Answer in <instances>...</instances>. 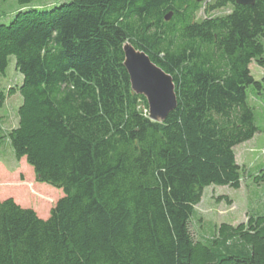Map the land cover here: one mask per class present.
Instances as JSON below:
<instances>
[{
	"label": "trees",
	"instance_id": "16d2710c",
	"mask_svg": "<svg viewBox=\"0 0 264 264\" xmlns=\"http://www.w3.org/2000/svg\"><path fill=\"white\" fill-rule=\"evenodd\" d=\"M125 42L172 78L176 106L161 122L131 90ZM10 56L21 81L0 92V108L15 93L21 104L5 137L62 196L47 214L0 199V264H264V205L208 236L189 228L205 187H240L234 148L261 131L247 88L264 91L249 69H264V0L23 9L0 23V74Z\"/></svg>",
	"mask_w": 264,
	"mask_h": 264
},
{
	"label": "rangeland",
	"instance_id": "374dc122",
	"mask_svg": "<svg viewBox=\"0 0 264 264\" xmlns=\"http://www.w3.org/2000/svg\"><path fill=\"white\" fill-rule=\"evenodd\" d=\"M68 0H32L28 4H20L14 0H0V23H9L14 13L19 10L37 8L42 10L59 6ZM228 8L218 11L227 12ZM201 15V11L198 12ZM15 59L8 58V66L4 74H0V92L17 86L21 75L14 69ZM251 75L262 80L264 69L254 62L249 65ZM248 102L253 107L256 123L260 132L242 144L235 146L234 153L237 164L244 167L243 179L238 189L228 186L209 185L203 189L200 202L194 206V216L189 228L194 238L201 234L210 235L220 223L237 224L245 220V213L261 208L264 205V182L254 183L251 174L261 170L264 173V91H255L252 86L247 88ZM21 104V96L15 93L5 98L0 108L1 136H6L9 129L17 124V109ZM250 175L246 177V171ZM32 186V188H31ZM31 189V190H30ZM41 191V192H40ZM42 193L49 198L48 205L39 201ZM41 194V195H42ZM11 196L22 206L34 207L38 212L47 214L54 203L62 196L61 190L43 183H37L32 169L24 159L16 160L6 139H0V199ZM222 197V199H218ZM225 197L232 201L228 205ZM44 211V212H42ZM45 218L43 215H39Z\"/></svg>",
	"mask_w": 264,
	"mask_h": 264
},
{
	"label": "water",
	"instance_id": "95a60500",
	"mask_svg": "<svg viewBox=\"0 0 264 264\" xmlns=\"http://www.w3.org/2000/svg\"><path fill=\"white\" fill-rule=\"evenodd\" d=\"M255 0H235V3L252 5ZM169 19V16L166 17ZM123 66L128 74L131 90L142 95L148 107V118L161 122L176 106L174 84L169 74L154 64L142 51L129 42L122 47Z\"/></svg>",
	"mask_w": 264,
	"mask_h": 264
}]
</instances>
